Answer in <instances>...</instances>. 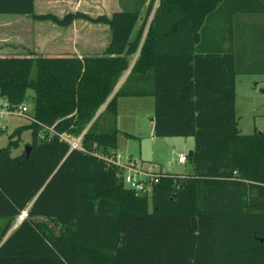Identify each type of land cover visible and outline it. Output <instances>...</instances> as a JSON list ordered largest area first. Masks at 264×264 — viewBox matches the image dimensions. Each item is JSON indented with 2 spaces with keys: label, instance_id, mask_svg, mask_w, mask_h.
Instances as JSON below:
<instances>
[{
  "label": "trees",
  "instance_id": "obj_1",
  "mask_svg": "<svg viewBox=\"0 0 264 264\" xmlns=\"http://www.w3.org/2000/svg\"><path fill=\"white\" fill-rule=\"evenodd\" d=\"M155 3L132 0L111 16L58 18L36 14L35 0H0V13L62 26L82 18L111 30L99 55L0 56V96L17 107L34 90L35 118L83 134L84 147L40 139L35 122L0 145V241L29 209L1 245L0 264H264V131L242 133L235 107L237 75L264 73L240 62L235 17L264 13V0ZM148 95L156 136L194 138L187 154L193 170L167 172L149 194H137L96 153H117L119 134L132 137L116 125L118 99ZM106 113L114 116L108 127ZM27 129L29 156L25 149L13 155Z\"/></svg>",
  "mask_w": 264,
  "mask_h": 264
},
{
  "label": "rangeland",
  "instance_id": "obj_2",
  "mask_svg": "<svg viewBox=\"0 0 264 264\" xmlns=\"http://www.w3.org/2000/svg\"><path fill=\"white\" fill-rule=\"evenodd\" d=\"M89 3H84L86 10L94 14L100 13L99 6L94 4L93 0ZM159 0H156L158 3ZM132 0H122V7H129ZM145 7L142 16L138 19L135 32L143 21ZM15 14L0 13V22L12 18ZM251 20H254L251 18ZM237 31L246 33L247 41L255 42L258 35L257 24L248 25L242 28V25H237ZM242 29V30H241ZM15 31L2 30L0 27V54H37L30 51L31 49L18 44H11ZM134 32V33H135ZM26 37H31L30 33H25ZM256 35V37H254ZM7 40L6 43H4ZM16 40V39H14ZM254 47L260 48L257 42ZM19 52V53H18ZM136 56V55H135ZM134 56V58H135ZM255 68L263 69L264 62H261ZM34 70L32 75L35 76ZM125 77V76H124ZM121 79L119 85L123 82ZM35 91L28 90V98L25 101L30 110L34 105ZM102 108V107H101ZM100 108V109H101ZM155 99L152 96L145 97H123L120 100L119 116L117 127L122 132H129L135 135L128 137L123 133L119 134L117 153L122 155V160L126 157L132 156L134 158L152 161L157 168L164 171L187 174L192 172V164L188 160L186 163H180L178 158L181 154H189L195 146V140L191 136H170V137H152L154 134L152 122L150 117L154 115ZM236 115L238 119V126L245 134L264 131V73H240L236 77ZM114 121V116L106 113L102 124L106 127L111 126ZM27 120L22 117L13 115L3 116L0 118L1 125H7L6 129L0 128V145L8 143V136L13 130L25 124ZM22 141L18 148L13 149L12 154L17 155L25 149L27 143L32 140V131L30 129L24 130L21 135ZM160 164L162 166H160Z\"/></svg>",
  "mask_w": 264,
  "mask_h": 264
},
{
  "label": "crops",
  "instance_id": "obj_3",
  "mask_svg": "<svg viewBox=\"0 0 264 264\" xmlns=\"http://www.w3.org/2000/svg\"><path fill=\"white\" fill-rule=\"evenodd\" d=\"M94 4L99 6L100 13L94 14L86 10L84 3H89V0H35V12L36 14H53L58 18H63L66 14L75 11H81L87 13L93 17L100 14H107L111 16L115 11L123 9L122 0H93ZM253 18L254 20H251ZM257 24L258 35L255 42L260 46L259 49L255 47L253 50V43L247 41L246 33L244 29L237 31V25H242V28L248 27V25ZM2 30L15 31L11 44L23 45L30 48L32 52L38 53L43 56H78L83 57L86 55H99L102 54L111 41L110 26L105 23H94L86 19H75L70 25L62 26L52 20H38L32 15L15 14L12 18L0 22ZM235 45L239 60L245 65V67L259 64L264 62V13L258 14H237L235 17ZM30 33L31 37H26L25 33ZM256 37V35H254ZM16 39V40H14ZM7 40L4 42L6 43ZM245 44V45H244ZM237 46H240L238 50ZM19 53V52H18ZM29 54V53H28ZM25 54H0V56H24ZM27 55V54H26ZM138 53L132 60L133 66ZM240 74V73H239ZM243 74V73H242ZM126 77V75H125ZM124 77V79H125ZM121 85V84H120ZM116 87L115 91L120 86ZM154 97L153 95H148ZM134 97V96H133ZM136 97V96H135ZM145 97V96H137ZM118 99V112L119 116L120 100ZM155 99V98H154ZM236 107V103H235ZM104 109V106L99 110L100 113ZM155 115V111H154ZM154 115L150 117L152 122V128L154 131ZM116 122L118 120L116 119ZM106 127V126H105ZM239 127V126H238ZM119 129V128H118ZM240 129V128H239ZM121 131V129H119ZM241 130V129H240ZM242 132V130H241ZM129 133V132H127ZM243 133V132H242ZM132 134V133H130ZM245 134V133H244ZM135 135L132 134V137ZM155 133L152 137H155ZM158 137V136H156ZM132 157V156H131ZM139 159V158H138ZM144 160V159H141ZM147 161V160H144ZM152 162V161H147ZM153 163V162H152ZM160 166H162L160 164ZM162 168V167H161ZM6 223L5 218H0V236ZM19 224L16 223V219L2 237L0 241L1 245L7 240V238L17 229ZM60 230H57L59 234Z\"/></svg>",
  "mask_w": 264,
  "mask_h": 264
},
{
  "label": "built area",
  "instance_id": "obj_4",
  "mask_svg": "<svg viewBox=\"0 0 264 264\" xmlns=\"http://www.w3.org/2000/svg\"><path fill=\"white\" fill-rule=\"evenodd\" d=\"M17 116L22 117L27 122L38 123L42 128L38 133L40 139L58 137L60 140L66 141L70 144L71 149L84 150L82 146L83 134L78 137L72 136L66 132H58L53 126H47L39 122L27 104L24 102L17 107H12L10 102L4 97L0 96V118L3 116ZM7 125H1V129H6ZM96 155L104 159L109 165L116 166L117 176L129 189L134 190L137 194H149L152 191L153 185L165 176L167 171L157 168L154 163L147 162L134 157H126L122 160V155L114 153L106 155L102 152H97ZM180 163L187 162V155L181 154L178 158ZM28 208L21 211L16 217V223L20 224L25 218L28 217Z\"/></svg>",
  "mask_w": 264,
  "mask_h": 264
},
{
  "label": "water",
  "instance_id": "obj_5",
  "mask_svg": "<svg viewBox=\"0 0 264 264\" xmlns=\"http://www.w3.org/2000/svg\"><path fill=\"white\" fill-rule=\"evenodd\" d=\"M25 150H26L27 155L29 156V154L31 152V146L30 145H26ZM192 153L193 152L191 151L190 155H192ZM44 219H47V217H44ZM263 240H264V238H261V241H263Z\"/></svg>",
  "mask_w": 264,
  "mask_h": 264
}]
</instances>
